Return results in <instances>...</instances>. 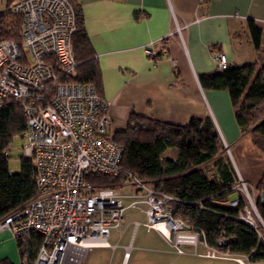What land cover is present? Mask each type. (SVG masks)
<instances>
[{
  "label": "built area",
  "instance_id": "obj_1",
  "mask_svg": "<svg viewBox=\"0 0 264 264\" xmlns=\"http://www.w3.org/2000/svg\"><path fill=\"white\" fill-rule=\"evenodd\" d=\"M10 7L22 16L21 42L0 39V106L11 100L23 110L26 128L22 156L35 167L37 194L1 218L0 231L9 230L14 237L39 235L41 242L33 264H80L89 248L117 246L108 243L110 228L119 229L125 209L142 202L146 218L142 225L159 233L177 253H184L182 246L190 245L196 255L245 264L241 260H249L247 256L239 258L227 250L209 248L198 232L173 217L170 196L155 192L131 174L121 183L133 187L127 194L118 190L121 184L97 186L90 182L88 175L119 172L123 148L108 130L110 101L90 83L63 80L78 65L72 48L74 9L68 0H13ZM185 27L174 22L161 40L166 43L177 35L182 41ZM150 45L144 51L155 59L157 51ZM158 52L166 53L167 48ZM214 57L217 70L228 66L223 53ZM11 148L10 144L4 154L8 155ZM235 172L237 182L231 189L245 201L237 219L264 239V220L256 209L255 193ZM124 199H129L127 205ZM228 206L238 207L239 198L229 200ZM133 224L134 234L140 223ZM118 233L120 238L123 230ZM198 246L205 252L198 253ZM130 249L131 245L125 246L124 259Z\"/></svg>",
  "mask_w": 264,
  "mask_h": 264
},
{
  "label": "trees",
  "instance_id": "obj_2",
  "mask_svg": "<svg viewBox=\"0 0 264 264\" xmlns=\"http://www.w3.org/2000/svg\"><path fill=\"white\" fill-rule=\"evenodd\" d=\"M7 1V10L0 13V39L20 44L22 16L11 10L13 0ZM68 1L76 16L72 48L78 65L63 80L90 83L100 94V69L85 31L81 6L75 0ZM248 28L254 48L259 50L261 30L252 20L248 21ZM53 66L58 72V65ZM197 79L204 90L228 93L239 130H249L252 143L264 154V61L228 64L223 70L200 74ZM25 128L21 107L15 101H4L0 106V219L37 194L32 162L22 156L20 172L11 173L8 155L4 154L12 138L22 136ZM113 138L123 148L120 170L114 175H88L91 183L117 186L131 174L155 192L170 196L173 217L198 232L209 248L247 256L251 262L264 260V239L260 240L256 230L237 219L245 201L237 191L236 197L230 195L237 182L236 172L222 153L220 136L209 116L176 125L131 112L127 127ZM168 150L175 151V156L165 157ZM256 190L264 194V165ZM235 198H239V206L229 207L228 201ZM255 206L264 220V199L260 195L255 198ZM15 238L21 264H33L40 236L30 233Z\"/></svg>",
  "mask_w": 264,
  "mask_h": 264
},
{
  "label": "crops",
  "instance_id": "obj_3",
  "mask_svg": "<svg viewBox=\"0 0 264 264\" xmlns=\"http://www.w3.org/2000/svg\"><path fill=\"white\" fill-rule=\"evenodd\" d=\"M75 1L100 69V94L110 101L109 133L124 130L131 112L176 125L210 116L237 154L246 156L248 149L260 160H242L239 172L257 186L263 155L254 150L250 135L239 130L228 93L204 90L197 76L216 71L215 53H223L229 65L264 61V0ZM249 20L261 30L259 50L251 41ZM174 22L186 25L183 42L173 35L165 43L161 39ZM148 45L157 58L147 56ZM163 47L167 52L159 53ZM170 152L174 157L175 151ZM123 255L120 264L129 258ZM0 264H21L16 238L6 229L0 231Z\"/></svg>",
  "mask_w": 264,
  "mask_h": 264
},
{
  "label": "rangeland",
  "instance_id": "obj_4",
  "mask_svg": "<svg viewBox=\"0 0 264 264\" xmlns=\"http://www.w3.org/2000/svg\"><path fill=\"white\" fill-rule=\"evenodd\" d=\"M7 0H0V13L7 10ZM210 117V116H209ZM218 132V130H217ZM248 135L252 138L250 131H246ZM220 136V132H218ZM221 139V138H220ZM252 142V140H251ZM25 143V138L20 135H15L12 138L11 145L12 148L8 154V170L11 173H17L21 170V158H22V146ZM222 143V153L226 156V158L231 161L234 169L239 173L240 172V164L241 161L244 160L246 162H260L256 158V155L252 153L250 150H246V156H241L239 153L237 154L231 147L228 145V150L224 148V144ZM254 150L261 153V157H263V165H264V154L252 143ZM165 157H171L170 150L164 153ZM246 180V179H245ZM247 181V180H246ZM248 189L255 193V198L260 195L261 199H264V194L259 193L256 190V186L252 185L249 181ZM133 189L130 184H121L118 187V190L122 194H127ZM231 197H236L237 192L233 191ZM253 196V194L251 195ZM129 203V199H124V204L127 205ZM145 209L144 203H139L135 208H127L124 211V219L121 222L119 229L110 228V234L108 237V243L110 245L117 244V247L112 249L111 247H92L89 248L86 252L85 257L81 261L80 264H120L124 247L128 245L131 241V250L129 253V258L126 264H148L151 262L152 264H239V262L234 259H223V258H211L201 255H196L194 253V248L190 245L182 246L184 253L180 254L175 251L160 235L154 230H147V228L142 225L145 222L146 218L142 210ZM139 222V226L136 228L134 235H131L134 231L133 222ZM118 230H123V234L118 239L119 233ZM131 239V240H130ZM198 253H204L205 248L198 246ZM239 258H242L239 256ZM245 264H264V260L262 261H254L251 262L249 260H241Z\"/></svg>",
  "mask_w": 264,
  "mask_h": 264
}]
</instances>
